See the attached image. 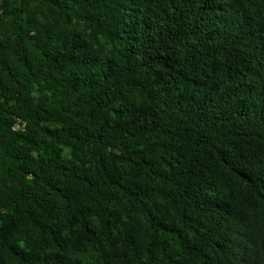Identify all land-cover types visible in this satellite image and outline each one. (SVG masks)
Segmentation results:
<instances>
[{
	"label": "trees",
	"instance_id": "1",
	"mask_svg": "<svg viewBox=\"0 0 264 264\" xmlns=\"http://www.w3.org/2000/svg\"><path fill=\"white\" fill-rule=\"evenodd\" d=\"M0 264H264V0H3Z\"/></svg>",
	"mask_w": 264,
	"mask_h": 264
},
{
	"label": "water",
	"instance_id": "2",
	"mask_svg": "<svg viewBox=\"0 0 264 264\" xmlns=\"http://www.w3.org/2000/svg\"><path fill=\"white\" fill-rule=\"evenodd\" d=\"M3 2V0H0V4Z\"/></svg>",
	"mask_w": 264,
	"mask_h": 264
}]
</instances>
